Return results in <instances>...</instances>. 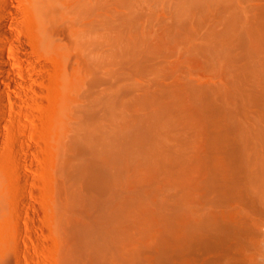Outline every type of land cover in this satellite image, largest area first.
I'll list each match as a JSON object with an SVG mask.
<instances>
[{
  "label": "rangeland",
  "instance_id": "obj_1",
  "mask_svg": "<svg viewBox=\"0 0 264 264\" xmlns=\"http://www.w3.org/2000/svg\"><path fill=\"white\" fill-rule=\"evenodd\" d=\"M263 6L264 0H43L40 5L0 0L12 35L0 40L9 47L11 64V73L0 78L5 89L0 110V264H68L67 248L75 247L78 236L73 226L89 217L87 201L80 204L75 197L89 199L92 193L72 173L71 163L90 157L88 140L96 129L110 134L134 114L156 109L140 104L145 94L174 92L168 101L177 100L180 111L168 113L165 121L178 123V136L167 137L163 160L172 172H187L182 189L194 192L199 209L197 196L203 190L196 184L210 175L215 166L210 163L230 168L226 152L224 156L209 145L210 131L218 127L217 117L225 114L227 103L218 99L214 116L205 101H196L193 89L230 85L236 77L224 59L210 56L207 61L195 50L214 41L213 31H225L233 20L241 26L255 24ZM128 46L131 52L125 51ZM259 69L253 70L249 88L260 93ZM259 115L258 104L246 100L234 117L248 124ZM176 154L187 157V163L176 166L170 161ZM154 156L160 157L157 149ZM136 163L140 167L142 160ZM204 165L210 171H203ZM165 182L163 177L160 197L165 196ZM240 202L230 201L229 209L243 219H261L255 227L262 234L256 248L241 249L236 240H228L232 257L226 258L223 247V259L208 243L199 246L200 251L207 248L202 255L197 247L195 255L188 252V264H264V216ZM150 253L143 260L155 256Z\"/></svg>",
  "mask_w": 264,
  "mask_h": 264
},
{
  "label": "bare ground",
  "instance_id": "obj_2",
  "mask_svg": "<svg viewBox=\"0 0 264 264\" xmlns=\"http://www.w3.org/2000/svg\"><path fill=\"white\" fill-rule=\"evenodd\" d=\"M33 2L40 5L43 0ZM7 7H10L9 4ZM259 12L262 14L259 13L261 16L255 24L248 21L241 26L233 20L225 26V31H213L214 41L195 50L207 57V61H211L210 56L224 59L225 67L234 71L237 78L230 85L193 89L196 101L200 104L199 98L205 101L207 110L214 116L218 99L227 103L225 110L222 109L225 114L217 117L218 127L210 131L212 138L209 145L226 152L228 162H224L230 168L218 165L220 162L210 163L215 165L210 175L196 182L203 190L197 196L199 209L194 206V192L182 189L183 180L187 179H182V176L187 172L174 173L163 160L166 139L170 133L176 135L174 131H177L176 121V124L165 121L169 114L171 116L180 111L177 100L168 101V96L174 92L165 90L159 94H145L140 104L156 105V109L144 116L134 114L110 134L96 129L88 140L90 157L77 164L71 163L72 173L84 181L89 188L86 186V191L91 190L92 193L88 192L91 193L89 199L78 194L75 197L80 204L87 201L89 217L86 222H89L86 225L80 220L81 224L73 226L78 236L73 238L77 240L75 247L67 248L68 264H181L179 258L183 260L182 264H188V252L202 245L204 248L208 243L218 250L223 247L228 249L226 242L231 240H236L241 249L247 246L256 248L260 243L262 234L258 231L260 236L257 235L255 227L262 223L261 219L253 216L250 219L249 215L248 219H243L235 208L230 210L228 206L230 201L240 200L264 216V6ZM11 36L7 28V12L1 11L0 40L10 39ZM7 51V43L0 42V78L11 73ZM125 51L131 52V47L128 46ZM241 60L246 61L245 64L239 65ZM257 67L260 69L256 76L263 84L260 93L249 88L251 74ZM4 92L0 83V110L4 106ZM246 100L258 104L260 109L254 123L249 121L245 124L234 117L236 108ZM156 149L160 152L159 158L154 156ZM137 160H142L140 167ZM187 160V157L176 154L175 159L170 161L180 166ZM204 167L203 171H210ZM163 177L166 178L165 196L160 197ZM217 248L213 250L217 254L221 251L223 259L231 256L229 249H223L228 252L224 253L225 258L223 250L218 252ZM204 251L199 249V253ZM149 252L155 256L143 260ZM220 263L223 262H217Z\"/></svg>",
  "mask_w": 264,
  "mask_h": 264
}]
</instances>
